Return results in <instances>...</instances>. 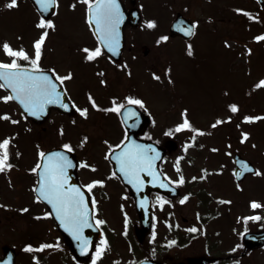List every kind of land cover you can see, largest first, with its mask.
<instances>
[{
  "label": "rangeland",
  "instance_id": "rangeland-1",
  "mask_svg": "<svg viewBox=\"0 0 264 264\" xmlns=\"http://www.w3.org/2000/svg\"><path fill=\"white\" fill-rule=\"evenodd\" d=\"M80 1L60 0L63 4L54 18V31L42 46L41 64L43 66L55 65L59 74L66 73L65 67L60 64L68 66L67 62L72 61L73 58L71 54L80 57L82 52L77 50V44L87 41L91 36L83 8L78 3ZM159 1H165L166 6L162 8L157 4V0H139V4L144 8L141 10L142 23L136 30H127L126 41L128 46H132V51L130 53L125 51L123 54V61L126 64L133 57H137L135 67L130 64L132 73L129 75L124 70L123 63L116 68L109 66L107 68L109 78L113 79L118 76L114 91L127 96L134 94L133 96L145 102V106L149 109L148 112L153 116V123L148 129V134L154 141L161 143L167 138L176 140L178 137L180 139L177 140L181 143L176 140L180 144L179 149L171 154L163 165L166 173L173 180H176L179 174L187 180L186 183L184 180L181 184L180 197L187 194L189 199L183 202L179 212L180 217L190 218L196 211L194 209H198L196 205L193 206L195 203L204 204L200 208L204 209L201 213H205L216 205L215 199L222 201L226 198L229 202L222 205L223 214H218V224L223 229L226 225V230L232 231L233 220L226 216L232 218H235L236 214L240 218L249 216L246 208L248 200L255 199L262 202L258 213L259 217H264V178H249L238 188L231 180L230 165H228V157L239 152L253 161L264 175V85L258 86L259 82L264 80V39H255L257 36L264 35V10L259 9L258 11L253 0ZM18 3L23 4L19 0L17 6L9 8L6 6L7 0H0V44L8 41L14 48L21 47L23 44V47L32 53L34 47L31 43L40 37L43 28L34 30L36 19L34 11L26 4L21 7ZM72 4L75 7L72 8ZM237 9L243 11H237ZM175 12H183L198 24L195 33L197 35L191 42V53H189V46H185L177 39L170 40V43L168 42L163 47L161 42L157 43L158 35L166 34V27ZM147 20H155L160 28L165 27V31L162 28L159 33H151L145 26ZM142 45H147L150 49L146 57L141 54ZM2 54L3 50L0 49V55ZM0 60L4 58L0 56ZM51 60L58 61V63L53 64ZM72 68L75 69L74 66ZM153 73L159 76V79L153 78ZM73 74L78 79H73L67 85L72 93L80 82L78 75L81 74V79L84 80L86 70H81L80 73L74 71ZM80 88L81 86H78L72 95V98L78 102L83 101L89 94L93 95L95 90ZM127 92L130 94L128 95ZM231 104L238 106L236 112L229 107ZM83 105H86V102L81 104ZM1 109L0 105V111ZM185 110H187V118L191 119L190 122L192 121L197 128L208 129L210 136L198 134L193 141L194 132L191 129L175 130L176 125L183 122ZM229 116L232 119H227L224 126L217 124L213 127L216 120H224ZM245 116H258L260 119L247 123L244 121ZM111 121L112 124L106 122L102 112L89 110L86 118L79 116L78 125H76L78 131H83L88 137L83 146V150L88 151L91 159L89 162L87 157V162L96 166L94 173H101L103 176H106L107 165L101 157L107 149L112 148L119 137V134L115 135L110 130V126L113 131L118 130L113 115ZM4 127H7V124L0 120V135H3V138L10 137V144H12L14 142L12 131L5 132ZM67 128L69 135L74 136V128L70 129V126ZM169 129L172 130L171 134H169ZM245 132L249 135L243 138L242 134ZM105 138L108 140L102 141ZM69 140H71L70 137ZM53 142L52 139L46 143L52 144ZM72 142L76 146L81 144L78 137H75ZM225 150L229 155L227 157ZM177 163H179L182 174L180 170L177 171V168H174ZM214 168L217 172L212 174L211 178L207 179L209 177L207 172L204 179L199 180L202 170L212 171ZM19 177L14 173H8V177H0V245L8 244L17 248L24 245L20 237L33 234L36 223L41 222L40 217L28 219L29 222H27L23 214L17 213L18 203L23 209L34 210L30 200L15 199L13 201L14 189L10 197L8 195L11 191L7 183L16 189L21 186ZM120 191V187L115 185L113 192L116 198L109 188H106L101 195L105 199L114 197L117 202V195L118 192L121 193ZM207 198L208 201L204 200ZM124 209L128 210V205L124 206ZM221 217L226 218L221 219ZM253 226L249 224L251 229ZM243 227L242 225L236 227V234ZM222 234L219 250L228 253L236 239L224 230ZM186 239L190 240L186 237L180 238V240ZM58 252L50 253L58 255L53 259L54 261L49 255L44 256L39 264H61L56 261L58 259L67 260L66 258L69 257L62 256L68 255L69 250ZM256 258L260 264H264V253H259ZM29 262L31 263L29 254L19 255L17 264H28Z\"/></svg>",
  "mask_w": 264,
  "mask_h": 264
},
{
  "label": "snow or ice",
  "instance_id": "snow-or-ice-1",
  "mask_svg": "<svg viewBox=\"0 0 264 264\" xmlns=\"http://www.w3.org/2000/svg\"><path fill=\"white\" fill-rule=\"evenodd\" d=\"M87 5V20L90 25H94L95 35L99 42V45L94 49L85 47L83 51L86 53L85 59L92 61L95 60L102 54V49L107 48L109 52L116 53L120 46V31L119 25L123 21V13L120 10V5L118 0H82ZM43 11L48 12L54 5H57L58 0H36ZM9 8L17 6V0H9L6 5ZM75 7V5H73ZM237 11H243L242 9H237ZM248 15L251 16L250 13ZM255 19V17H253ZM145 24L148 28L156 27L155 20H147ZM41 28H54V22L50 19H45L41 17L38 25ZM185 31L188 35L193 34L192 28L181 29ZM48 35L47 31L41 33L40 37L33 42V47L35 50V55H31L24 47L14 48L8 41H4L0 44V49L3 50L5 56L9 59L7 61L0 60V88L10 90L9 94L0 96V100L7 102L9 100L17 101L23 108L24 113H29L32 116H40L47 111L48 105L57 104L61 107L67 109L69 107L68 103L64 101V92L67 89H63L62 86L64 81L69 80L73 77L71 71L67 72L65 75L59 74L55 68L49 71L43 69L40 64L42 55V46L44 44L45 37ZM169 37L167 35L160 36L157 43L161 41H167ZM256 40L264 39V35L255 37ZM189 53H191V45H189ZM28 61V63H21L20 61ZM51 73V74H50ZM131 73H129L130 75ZM156 79H159L155 73H153ZM106 83V81H102ZM264 85V80L259 82L258 86ZM93 107L97 109L100 108L95 101V98L91 94L88 96ZM126 102V103H125ZM125 102H117L113 99L111 109H103L104 111H116L121 113L127 118L128 113L132 115H138L131 105H139L141 108L145 106V102L134 96L125 97ZM128 105L127 110L123 111ZM233 112L238 110L236 104L229 105ZM78 111L85 118L88 116L89 109L87 107H76ZM187 110H185V117L183 122L176 125L175 130L180 131L182 129H191L194 133L204 134V130L195 127L187 118ZM23 114V113H22ZM0 119L9 120L12 123H18V121L13 120L11 115L7 112L0 113ZM231 120L232 117H227ZM260 119L258 116H245L244 120L254 121ZM223 123L222 120H216L213 124L215 127L217 124ZM61 134H63V128L60 129ZM172 130L169 129V134ZM243 138H246L249 133L245 132L242 134ZM195 135L192 140L195 141ZM88 137L85 136L81 141L80 146H84V142L87 141ZM127 140V137H125ZM11 143L10 137H5L0 140V171H5L11 169L13 165L9 162L10 150L9 145ZM124 143L123 141L121 142ZM119 147V145L113 146ZM187 147V146H186ZM62 149L67 151H49L45 152L41 150L39 155V161L36 165L30 169L32 172H37L40 179L38 186H36V196L37 201H45L47 204L51 205L52 211L44 212L45 217L55 216L59 221L60 226L63 227L67 232L71 233L72 236L80 241V250L82 252L89 248L90 242L87 236H84L83 230L91 226L92 218L90 215V209L88 206V200L81 188L75 184L69 183V176L67 170L71 167H75L73 160L68 155L69 152L74 151L71 143H64ZM19 155V153H17ZM160 158L159 152L153 148L152 145L138 144L136 141H131L126 144L122 151H120L116 156L115 160L118 163L119 171L123 173L124 178L128 183L134 185L137 189L143 187L145 181L141 173H147L153 177L152 183L159 184L161 188L169 187L163 180L159 179L158 174L154 168V162ZM241 169L243 171L249 170V167L245 161H241ZM81 166L89 167L95 170V165L88 164L86 161L81 162ZM177 171L180 170L179 163L176 164ZM206 171V170H204ZM258 171V170H257ZM113 176L116 175L115 172L112 173ZM203 177H201L202 179ZM170 179V178H169ZM196 179V177H193ZM171 184H183L184 176L181 175L178 180H171ZM104 180H93L89 184L84 185L85 188L92 190L95 185H103ZM175 191V189H173ZM190 195V194H189ZM188 199V195H185L181 202L183 203ZM158 202L163 206L165 202L164 197H158ZM143 204V201L141 202ZM93 204L95 200L93 199ZM252 207L256 208L258 202L252 201ZM27 208L21 209V211H27ZM259 220L261 217H245V220L249 219ZM97 224H103L105 221L96 220ZM197 229L193 227L190 231H196ZM155 235V233L153 234ZM104 246L107 247V240H104ZM174 244L175 241H171ZM55 247L59 248V244L51 245L48 243H42L39 245L38 250L42 251L45 248ZM26 250L33 251V245H26ZM103 255V250L100 247L96 249V255H94L92 264H96V260L99 256ZM33 259L38 260L37 257ZM11 258L7 260L0 261V264H10Z\"/></svg>",
  "mask_w": 264,
  "mask_h": 264
},
{
  "label": "flooded vegetation",
  "instance_id": "flooded-vegetation-1",
  "mask_svg": "<svg viewBox=\"0 0 264 264\" xmlns=\"http://www.w3.org/2000/svg\"><path fill=\"white\" fill-rule=\"evenodd\" d=\"M42 130L44 128H41ZM45 139L50 140L51 137L47 136ZM154 194L160 196V194ZM164 200L161 207L158 199L154 203L151 198L152 216L149 229L146 232L138 230L139 224L135 220L136 216L130 214L131 221L127 227L133 231L134 238L127 235L123 240L129 249L121 244L115 255L111 251L107 253L104 257L105 261L109 264H132L142 259H154L159 264H259L256 256L264 250V246L245 251L240 246L233 253L222 255L221 252H218L220 240L209 227L212 216L201 214L198 209L190 218L180 217L179 212L182 207L179 201L176 198L166 197ZM99 218L100 214L94 213L95 222ZM99 227L103 232L102 228H106V225L105 223L102 226L99 224ZM193 227L197 230L190 231ZM154 233L155 235H153ZM184 236L189 237L190 240L181 243L180 237ZM171 241H175V243L171 244ZM0 257H2L1 246ZM199 257L212 258L213 260L207 263L193 262ZM104 260L100 261L98 258L96 262L100 264ZM82 264H92V260L88 258Z\"/></svg>",
  "mask_w": 264,
  "mask_h": 264
},
{
  "label": "water",
  "instance_id": "water-1",
  "mask_svg": "<svg viewBox=\"0 0 264 264\" xmlns=\"http://www.w3.org/2000/svg\"><path fill=\"white\" fill-rule=\"evenodd\" d=\"M259 2L264 5V0H259ZM181 18L178 17V19H176L174 21V23L172 24V29L175 28L174 25H180L181 23L182 24H185L187 23V21L185 20H180ZM188 24V23H187ZM189 25V24H188ZM120 26V25H119ZM189 28H191V26H189ZM188 36V34H187ZM52 105H57V104H51V105H48V106H52ZM57 106H60V105H57ZM123 118H124V115H122ZM138 119L134 121H132L130 124L127 123L126 125L128 126V129L129 130V136H128V140H127V143H130L133 139H132V135L134 134V128L136 127V121ZM126 121V120H125ZM134 122V123H133ZM138 144H145L147 145L146 143H143V142H140V141H137ZM166 144H171L170 142L166 143ZM170 148L169 145H166ZM153 148H155L153 146ZM156 149V148H155ZM55 151H60V150H55ZM160 154V153H159ZM69 155V154H68ZM70 156V155H69ZM71 158V157H70ZM158 160V159H157ZM157 160L154 162V167H156V163H157ZM251 167V166H250ZM73 167L70 168L69 170V176L71 177V181L75 182V178H74V169H72ZM250 171H253V169L251 168ZM244 243H245V246L247 247H254V246H259L261 245L262 243H264V230L262 232H259V233H248L244 236Z\"/></svg>",
  "mask_w": 264,
  "mask_h": 264
}]
</instances>
